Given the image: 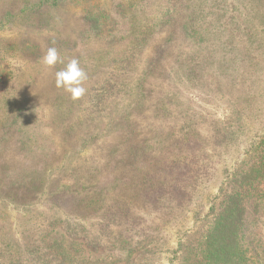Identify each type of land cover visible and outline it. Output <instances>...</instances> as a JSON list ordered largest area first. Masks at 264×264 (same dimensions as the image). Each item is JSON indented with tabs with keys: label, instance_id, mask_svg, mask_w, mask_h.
Returning <instances> with one entry per match:
<instances>
[{
	"label": "trees",
	"instance_id": "16d2710c",
	"mask_svg": "<svg viewBox=\"0 0 264 264\" xmlns=\"http://www.w3.org/2000/svg\"><path fill=\"white\" fill-rule=\"evenodd\" d=\"M73 1L0 0V27L8 26L13 33L0 39V65H4L0 68L4 110L0 112V143L15 133L14 127L20 130L26 124L37 132L38 119H33L29 110L44 105L53 107V115L59 116L63 137L69 133L65 128L71 126L61 113L70 110L76 117L72 128L80 129L79 147L94 141L103 159L88 171L81 161L75 170L69 168L66 182L46 185L45 189L44 168L37 176L28 172L23 175L19 170L8 181L0 179V204H13L24 212L18 230L0 221V264H66L64 259L74 253L77 231L109 238L113 243L134 235L146 245L156 242L165 225L194 202L199 182L217 163L210 162L211 157L217 156L220 147L232 148L236 139L231 138L235 137V126H215L205 134L199 128L202 119L174 110L173 93L193 79L197 64H189L182 50L167 73L165 70L159 75L163 68L160 54L148 51L149 38L154 34L151 23H139L138 31L134 28L131 9H141V0L136 4L116 1L110 8L82 0L84 11L80 16L72 15L71 21L67 9ZM112 6H120L122 11ZM111 7L116 14L127 11L129 18L126 20L125 15L124 20L131 21L130 28H117ZM162 15L169 26L179 23L186 38L196 37L197 43L204 40L200 32L196 34L199 25L195 15L188 22L180 21L173 7ZM172 39L168 36L166 42ZM222 44L217 48L224 51L227 46ZM49 48L57 50L63 63L58 61L52 67L42 63ZM237 52L246 56L247 48ZM9 59L29 71V80H22L15 70L7 68ZM72 59L78 60L87 76L83 82L86 91L77 98L76 105L70 93L55 83V73ZM239 60L241 65L249 61L242 56ZM220 63L215 62L216 66ZM218 74H223L222 69ZM20 86L24 94L18 101L7 103ZM30 91L39 93L36 104H31ZM141 119L149 121L147 129H140ZM257 138L249 156L237 163L233 177H226L221 197L211 205L215 208L211 225L189 248L198 264H252L247 215L252 209L259 211L264 201L260 192L264 186V130ZM23 141L28 139L21 138L20 143ZM6 155L5 150L0 159H6ZM67 199L69 208H64ZM40 205L46 211H39ZM144 208L155 214V220L142 216ZM36 210L40 214L33 216ZM55 249L60 250L58 257Z\"/></svg>",
	"mask_w": 264,
	"mask_h": 264
},
{
	"label": "rangeland",
	"instance_id": "374dc122",
	"mask_svg": "<svg viewBox=\"0 0 264 264\" xmlns=\"http://www.w3.org/2000/svg\"><path fill=\"white\" fill-rule=\"evenodd\" d=\"M116 1L120 4L121 1L137 3V0H90L86 3L110 8ZM112 7L110 12L113 11ZM140 7L138 10L131 9L136 16L133 15L134 28L136 29L139 23L141 25L151 23L154 34L149 38L148 51L156 50L160 54L163 68L159 75L165 70L167 73L175 57L182 50L186 53L189 64H197L194 66L196 73L193 79L173 93L174 110L187 112L191 118L198 121L202 119L199 128L205 134L213 131L212 128L215 126L221 128L228 124L235 126V132L232 133L235 137L231 138L236 139L232 148L218 146L220 149L216 152L217 156L211 157L210 161L217 162L213 164L215 168H210L204 180L199 182L197 192L194 193V202L188 209H183V212L173 219L174 221L165 225L164 231L161 232L162 236L156 242L152 241L146 245L144 241L139 240V235H134L130 239H120L113 243L109 238L100 239L96 235L77 231L79 235L73 246L74 253L64 259L66 264H198L197 257L189 248L196 244V239L211 225L215 214V208L213 209L211 205L213 206L221 197V189L226 188V177L228 180L233 177L237 163L243 162L242 160L249 156L253 150V140L258 141L257 137L264 130V0H141L138 8ZM169 7L176 10L180 21L188 22V18L195 15L196 24L199 25L198 28L195 26L196 34L200 32L204 40L201 38L197 43L196 37L186 38L179 23L171 26L165 23L162 14ZM83 8L82 0H74L68 6L67 16L73 21L72 15L80 16ZM114 8L122 11L120 6ZM110 14L116 21L118 29L125 31L131 27V21L124 20L125 15L126 20L129 18L127 11L118 14L113 11ZM136 30L138 31V28ZM11 35L13 33L8 26L0 27V39L2 36ZM168 36L173 37L170 43L166 42ZM220 43L227 46L224 51L217 48ZM242 47L247 48L246 56L243 53L237 54ZM241 56L249 60L244 65L240 63ZM218 60L221 63L216 66L215 62ZM9 61L7 68L15 70L22 80H29V71L25 67L19 68L15 61L12 59ZM3 67L1 63L0 68ZM217 68H221L223 74H218L221 69ZM179 83L181 85L182 81ZM14 91L7 103L18 101L24 94L22 86ZM33 93H30L31 104H36L35 96L39 93L37 91V95ZM74 102L76 105L77 99H73L72 103ZM3 111L0 99V112ZM29 112L33 119H38L39 125L35 128L37 132L32 126L26 127V124L20 130L14 127L15 133L9 136L7 141L0 143V157L3 151L6 150L7 153L6 159H0V179L8 181L14 178L19 170L23 175L28 172L37 176L44 168L42 186L45 189L46 185L54 186L66 182L69 168L75 170L81 161H84L82 165L86 171L88 167L92 168L93 165L102 162L99 144L89 140L84 146L79 147L80 129L72 128L76 117L70 110L61 113V116L69 119L65 123L71 126L65 128L69 133L64 137L63 128L57 120L59 116L53 115V107L33 106ZM147 119H141L140 129L149 127ZM98 127L97 130L101 131V125L96 128ZM24 137L28 141L20 143ZM209 144L213 147L211 141ZM207 152L211 151L207 149ZM4 160H8L5 161L6 170L3 169ZM85 183L89 182L85 180ZM260 192L264 194V186L260 187ZM64 202L65 208L69 203L68 199ZM134 204L137 203L134 201ZM4 205L0 204V221L3 222V226L9 224L18 230L17 225L23 221V210L17 209L13 204ZM261 205L259 211L252 209L247 215V223L249 222L247 226L251 229L248 240L251 239L250 247L254 255L252 264H264V201ZM39 207V211H46L44 206ZM39 211L36 214L33 212L32 215L40 214ZM134 212L137 213L136 210ZM141 214L144 218L155 220V214L146 208ZM62 226L63 223L59 225V229ZM83 236L88 238L85 240ZM59 251L55 249L56 257L59 256H57Z\"/></svg>",
	"mask_w": 264,
	"mask_h": 264
},
{
	"label": "clouds",
	"instance_id": "9594fccd",
	"mask_svg": "<svg viewBox=\"0 0 264 264\" xmlns=\"http://www.w3.org/2000/svg\"><path fill=\"white\" fill-rule=\"evenodd\" d=\"M58 61L63 63L55 48H49L42 58V63L48 67L54 66ZM86 78V73L81 69L76 59L70 60L62 70L55 73L56 86L70 93L73 99H77L85 93L83 82Z\"/></svg>",
	"mask_w": 264,
	"mask_h": 264
}]
</instances>
